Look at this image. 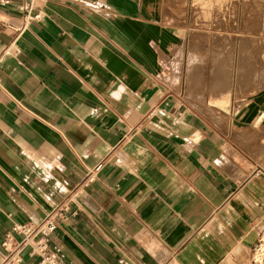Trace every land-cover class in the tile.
Masks as SVG:
<instances>
[{"label":"crops","instance_id":"1","mask_svg":"<svg viewBox=\"0 0 264 264\" xmlns=\"http://www.w3.org/2000/svg\"><path fill=\"white\" fill-rule=\"evenodd\" d=\"M22 1L0 4V263L41 240L59 264L247 261L264 177L162 78L174 0Z\"/></svg>","mask_w":264,"mask_h":264},{"label":"rangeland","instance_id":"2","mask_svg":"<svg viewBox=\"0 0 264 264\" xmlns=\"http://www.w3.org/2000/svg\"><path fill=\"white\" fill-rule=\"evenodd\" d=\"M166 6V20L175 15L183 29L174 52L182 59L175 70V59L167 60L162 78L236 141L242 160L264 177V112L257 116L264 110V0H174ZM247 110L255 112L248 117ZM250 263L251 255L240 261Z\"/></svg>","mask_w":264,"mask_h":264},{"label":"built area","instance_id":"3","mask_svg":"<svg viewBox=\"0 0 264 264\" xmlns=\"http://www.w3.org/2000/svg\"><path fill=\"white\" fill-rule=\"evenodd\" d=\"M11 0H0L1 5H7ZM35 0H23L21 8L29 14L30 11L34 8ZM51 228H54L55 225L52 222L50 224ZM27 235H30L33 232L31 227H25ZM35 253H39L42 256L41 264H59L57 256L54 253H50L47 249V245L43 240L39 241L38 244L34 246ZM21 257L15 252L11 251L0 264H20ZM250 264H264V229L258 239L257 243L254 245L251 253V263Z\"/></svg>","mask_w":264,"mask_h":264},{"label":"bare ground","instance_id":"4","mask_svg":"<svg viewBox=\"0 0 264 264\" xmlns=\"http://www.w3.org/2000/svg\"><path fill=\"white\" fill-rule=\"evenodd\" d=\"M34 4H35V2H34ZM196 60H197V58H196ZM193 61H194V60H193ZM193 61L191 60V62H193ZM199 61H200V60H199ZM191 64H192V63H191ZM193 65H194V64H193ZM193 65H192V66H193ZM196 65H197V63H196Z\"/></svg>","mask_w":264,"mask_h":264}]
</instances>
